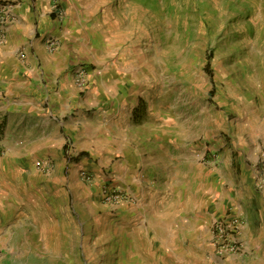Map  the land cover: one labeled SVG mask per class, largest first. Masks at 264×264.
Segmentation results:
<instances>
[{
  "label": "rangeland",
  "instance_id": "rangeland-1",
  "mask_svg": "<svg viewBox=\"0 0 264 264\" xmlns=\"http://www.w3.org/2000/svg\"><path fill=\"white\" fill-rule=\"evenodd\" d=\"M46 2H0L5 28L32 72L43 61L34 26L57 19L42 43L71 48L58 74L78 94L58 136L19 122L10 132L0 113V264H216L212 227L234 208V181L264 186V0ZM79 70L88 89L107 88L85 112ZM209 150L216 169L201 161ZM128 161L157 188L145 198L120 180ZM108 181L136 202L105 203Z\"/></svg>",
  "mask_w": 264,
  "mask_h": 264
},
{
  "label": "crops",
  "instance_id": "crops-1",
  "mask_svg": "<svg viewBox=\"0 0 264 264\" xmlns=\"http://www.w3.org/2000/svg\"><path fill=\"white\" fill-rule=\"evenodd\" d=\"M45 4L49 6L52 3L47 0ZM41 16L44 17V15ZM42 21H46V25ZM55 21L56 24L59 22L57 19L52 20L50 26L48 20L44 18L38 24L36 21L33 22L36 24L34 29L38 30L40 35L37 39L39 41L38 52L33 54L36 59L42 57L43 61L40 63L42 66L32 68V72L17 60V50L12 45L11 30L6 28L7 43L3 46L0 45V113L8 114L7 126L10 132L14 124L19 122L24 123L23 126L26 129H31L30 135L33 134V129L41 124L44 133L42 136L47 135L51 125L58 130L56 133L58 136L60 129L63 130L61 127L65 124L62 119L66 117V113L63 114L64 109L70 107L68 103L74 100V94H78L70 79L65 82L60 79L58 74L64 61L67 62L70 59L71 48L63 46L51 53L42 43L43 38L52 32L50 30H53ZM16 24H23L20 17L15 21ZM26 30V25L20 27L22 36H25ZM98 84L90 87L88 92L84 94L85 96L82 98L85 97V101L81 105L79 104L82 107H80L79 112H85L92 108L96 104L95 98L102 99L107 94V88ZM3 94L5 95L4 98L2 97ZM43 100L48 101L46 103L47 108L41 106L45 105ZM73 119L74 117L70 114L66 122H70L71 125ZM70 132L72 133L71 136L77 140L74 142L76 151H84L78 146L80 141L76 138V133H73L74 130H70ZM33 140L32 138L29 142H33ZM128 152L132 153L130 150ZM138 166L140 164L134 165V162H126V165H123L124 172H122L120 180L124 181L127 186H133L135 182H138L137 188L142 192V198H145L147 192L157 188L148 186L147 182L144 183L139 179L137 168L140 169V167ZM224 169L225 164L219 174L222 182L225 180ZM234 184L236 188H234V192L228 194V197L232 198L234 207L238 206L244 210L246 218V226L239 237L242 251L238 254L227 255L224 258L216 254V264H264V186H261L262 189L258 192L250 193L238 180H235ZM147 201L142 207H147ZM143 212L145 215V208Z\"/></svg>",
  "mask_w": 264,
  "mask_h": 264
},
{
  "label": "built area",
  "instance_id": "built-area-1",
  "mask_svg": "<svg viewBox=\"0 0 264 264\" xmlns=\"http://www.w3.org/2000/svg\"><path fill=\"white\" fill-rule=\"evenodd\" d=\"M7 0H0L3 4ZM0 6V45H5L7 43L6 38V25L11 21L9 17V8L7 5ZM2 13V14H1ZM45 45L50 52L57 49L58 43L52 38H48L45 41ZM76 83L80 89L84 92L88 90V86L84 81L83 74L79 70L77 71ZM4 155L3 149L0 147V157ZM202 163L210 167L211 169H216L220 163V157L215 154L214 151H206L201 157ZM51 168L46 165L43 171L49 173ZM264 175V166H263ZM80 179L85 183H92L93 176L88 171H82L80 173ZM106 189L101 191L102 199L105 203L109 205L118 204H134L136 200L128 191L119 190L114 188L108 181L105 185ZM104 187V188H105ZM246 226L245 212L241 207H234L230 213L218 220H216L212 227V242L217 250V255L219 257H225L227 255L238 254L242 251V245L239 240L240 234L244 227Z\"/></svg>",
  "mask_w": 264,
  "mask_h": 264
},
{
  "label": "trees",
  "instance_id": "trees-1",
  "mask_svg": "<svg viewBox=\"0 0 264 264\" xmlns=\"http://www.w3.org/2000/svg\"><path fill=\"white\" fill-rule=\"evenodd\" d=\"M83 155V154H82Z\"/></svg>",
  "mask_w": 264,
  "mask_h": 264
}]
</instances>
